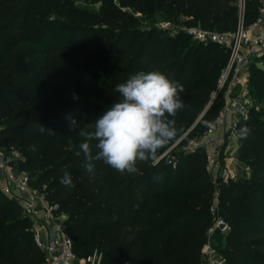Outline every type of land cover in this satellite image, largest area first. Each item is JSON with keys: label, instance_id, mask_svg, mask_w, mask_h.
Returning a JSON list of instances; mask_svg holds the SVG:
<instances>
[{"label": "trees", "instance_id": "obj_1", "mask_svg": "<svg viewBox=\"0 0 264 264\" xmlns=\"http://www.w3.org/2000/svg\"><path fill=\"white\" fill-rule=\"evenodd\" d=\"M98 1L96 13H73L62 0H0V148L21 155L17 171L65 217L79 259L96 252L100 264H201L216 197V214L229 228L224 264H264V68H250L253 102L237 124V134L251 129L247 138L238 135L236 152L246 177L212 181L204 147L169 153L166 164L176 141L160 150L155 166L138 162V173L101 160L91 161L90 173L79 147L81 132H93L118 101L116 85L141 71L182 84L187 107L167 118L188 138L205 135L223 104L218 97L204 112L226 50L192 42L176 27L231 31L236 0ZM257 9L258 0H245L246 23ZM183 39L190 43L180 46ZM69 117L77 124L69 127ZM87 142L95 156L97 141ZM65 171L73 187L60 183ZM32 235L21 208L0 192V264H43Z\"/></svg>", "mask_w": 264, "mask_h": 264}, {"label": "built area", "instance_id": "obj_2", "mask_svg": "<svg viewBox=\"0 0 264 264\" xmlns=\"http://www.w3.org/2000/svg\"><path fill=\"white\" fill-rule=\"evenodd\" d=\"M236 2L237 21L231 31L214 33L198 26H181L177 29L192 42L201 45L212 44L226 50V59L219 69L215 91L211 93L208 102L213 104L218 97L223 100L213 129L220 128L226 135L227 157L233 166L226 175L228 177H220L224 182L229 177L235 180L239 175L235 168L241 167L236 158L239 145L237 124L247 119L248 109L251 107L250 68H264V0H258L257 16L250 23L245 22V0ZM206 146L207 165L216 167L217 171L215 158L220 154L217 141H207ZM0 171H5L0 179V192L14 200L25 217L41 220V224L33 230L32 240L42 253L43 264H100L101 257L96 252L82 259L74 254L71 241L64 232L63 222L58 221L63 215L56 214L55 205L44 203L39 194L29 188L27 175L14 171V165H10L1 148ZM216 203L215 197L209 207L212 224L206 231L200 250L203 264H224L219 244L213 241V237L216 233L226 235L229 228L227 222L216 214Z\"/></svg>", "mask_w": 264, "mask_h": 264}, {"label": "clouds", "instance_id": "obj_3", "mask_svg": "<svg viewBox=\"0 0 264 264\" xmlns=\"http://www.w3.org/2000/svg\"><path fill=\"white\" fill-rule=\"evenodd\" d=\"M117 102L94 122V131L81 132L86 137L79 147L87 157L85 169L92 172L93 160H101L120 173H138V162L151 161L153 166L160 159V150L176 141L182 133L175 119L187 105L180 94L184 87L170 80L160 71L138 72L124 83L116 85ZM69 127L77 124L69 117ZM251 129L244 125L239 130L240 138H247ZM88 140H95L97 152L91 155ZM60 183L73 187L71 174L64 172Z\"/></svg>", "mask_w": 264, "mask_h": 264}, {"label": "rangeland", "instance_id": "obj_4", "mask_svg": "<svg viewBox=\"0 0 264 264\" xmlns=\"http://www.w3.org/2000/svg\"><path fill=\"white\" fill-rule=\"evenodd\" d=\"M65 1V2H64ZM62 2L67 3V6H65V10L67 11H71L74 13V11H83V12H88V13H96L98 12L99 9V1L98 0H62ZM55 15H51L49 19L54 18ZM181 26H177L176 29L180 28ZM171 35H174V33H172ZM188 43H190L188 40L183 39L179 41L180 46L184 47L186 46ZM27 49H34L35 47L32 45H28L26 47ZM192 55L190 56V60L189 63L192 60ZM36 59H40L39 57H37ZM45 58L42 60L44 61ZM253 102V97H251V105ZM207 106V105H206ZM218 116L220 114L221 109L218 110ZM217 116V118H218ZM216 118V120H217ZM215 120V121H216ZM215 121L213 123L210 124L208 131L205 135H202L201 137L197 138H188L186 137L187 134L186 133H182L180 134V136H178L176 142L171 145L167 151L165 152V156L168 155L169 153H180V152H190L196 148L199 147H204L206 153L208 152V148L206 146V142L207 141H217V145L219 148V156L217 158H215V162H216V167L212 168V167H208L207 166V171H209V177L211 178V180H214L215 178H223L225 177L233 168L232 164L229 162V159L227 157V151H226V135H224V133L221 132V129H213V127H215ZM4 156L6 158H8L10 165H14V171L17 170L16 169V161L18 159L21 158V155L16 153V152H7L5 150H2ZM163 155V156H164ZM166 157H170V156H166ZM171 158V157H170ZM172 160V159H171ZM235 168V167H234ZM238 173H239V177H246V170L243 166L241 167H236L235 168ZM5 171L1 172L0 171V179L2 178V175L4 174ZM228 177V176H226ZM225 177V178H226ZM39 196L42 198V200L44 201V203L47 204V201L45 200L43 195ZM30 222V228L32 230H35L37 228V226H39L41 224V220H39V218H27ZM65 219L64 216H61L60 218H58L59 222H63ZM39 220V221H38ZM44 223V222H43ZM213 241L217 242L219 244V250L224 247V241H225V235H219L218 233L214 234L213 237ZM203 264V263H201Z\"/></svg>", "mask_w": 264, "mask_h": 264}, {"label": "water", "instance_id": "obj_5", "mask_svg": "<svg viewBox=\"0 0 264 264\" xmlns=\"http://www.w3.org/2000/svg\"><path fill=\"white\" fill-rule=\"evenodd\" d=\"M211 105H212L211 103L208 104V105L206 106L204 112H206V111L211 107ZM204 112H203L202 114H204ZM201 116H202V115H201ZM201 116H200V117H201ZM200 117H199V118H200ZM197 120H198V119H197ZM170 162H171V158H170V157H166V158H165V163L168 164V163H170Z\"/></svg>", "mask_w": 264, "mask_h": 264}, {"label": "crops", "instance_id": "obj_6", "mask_svg": "<svg viewBox=\"0 0 264 264\" xmlns=\"http://www.w3.org/2000/svg\"><path fill=\"white\" fill-rule=\"evenodd\" d=\"M218 130H220V128H217Z\"/></svg>", "mask_w": 264, "mask_h": 264}]
</instances>
